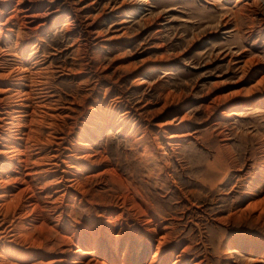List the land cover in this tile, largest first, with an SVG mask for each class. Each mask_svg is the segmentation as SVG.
<instances>
[{
    "label": "rangeland",
    "instance_id": "obj_1",
    "mask_svg": "<svg viewBox=\"0 0 264 264\" xmlns=\"http://www.w3.org/2000/svg\"><path fill=\"white\" fill-rule=\"evenodd\" d=\"M0 119V264H264V0H0Z\"/></svg>",
    "mask_w": 264,
    "mask_h": 264
},
{
    "label": "bare ground",
    "instance_id": "obj_2",
    "mask_svg": "<svg viewBox=\"0 0 264 264\" xmlns=\"http://www.w3.org/2000/svg\"><path fill=\"white\" fill-rule=\"evenodd\" d=\"M23 49V48H22ZM25 79H27V77H20V80H25ZM12 80V79H11ZM9 82V81H8ZM8 84V83H7ZM12 84V83H11ZM20 86H25V85H20ZM4 90H6L7 92L8 91H10L11 90V88L10 87H6V89H4ZM18 90V92L17 93H24V91H21L20 89H17ZM32 92H28V93H24V94H27V95H30ZM21 94V95H22ZM24 100H28V103H15V105H13L14 107H15V109H14V111L12 112V113H17V115L18 114H21L22 112H23V109H22V107L21 106H24V108H28L29 106H31V104H29V102L30 101H32L33 100V98L31 97V96H27V98H25ZM18 101V100H17ZM32 103V102H31ZM44 104V103H43ZM12 105V104H11ZM11 105H9V107L11 106ZM33 106V105H32ZM34 107V110H33V112L36 110L35 109V107L36 106H33ZM5 109V108H4ZM26 111V110H25ZM36 112V111H35ZM6 113H9V112H6ZM3 114H5V113H3ZM13 115V114H12ZM17 115H15L14 114V116L12 117V118H15V117H19V116H17ZM100 115V114H99ZM106 115V114H105ZM112 115V114H111ZM8 117V116H7ZM21 117V116H20ZM112 117V116H111ZM10 118H11V116H10ZM105 118V117H104ZM2 119H5V118H2ZM2 119H0V120H2ZM98 119H99V117H98ZM15 120H17V118L15 119ZM14 121V120H13ZM101 121H103V119L101 120ZM15 139V138H14ZM27 140V139H26ZM14 142L15 141H12V142H10L9 144H7L9 147H11V148H13L14 150H15V148H16V145H12V143L14 144ZM11 144V145H10ZM7 145H4V146H7ZM26 146V145H25ZM31 148V147H30ZM13 151V150H12ZM8 152V151H7ZM14 152V151H13ZM18 152V151H17ZM12 163V162H11ZM11 167V166H10ZM2 172H8V169L7 168H2L1 169V173ZM27 177V176H26ZM26 184H27V182H26ZM29 187L31 188V186H30V184H29ZM29 188V189H30ZM25 191V190H24ZM18 195H20V194H18ZM21 196V195H20ZM17 197V199L18 200H20L19 198H18V196H16ZM15 201V200H14ZM22 204V203H21ZM150 223V222H149ZM148 223V224H149ZM152 230V229H151ZM24 233V232H23ZM164 237V236H163ZM162 238V237H161ZM160 240V239H159ZM163 239H161V241H162ZM119 243V242H118ZM35 246V245H34ZM133 246V245H132ZM158 246H160V245H158ZM117 249V246H115L114 247V250H116ZM130 249H131V247L130 246H128V247H126V250H125V256H124V263H125V260H126V258H127V256H128V254L130 253ZM101 250H105L106 251V255H109L108 253H107V250H109V244L108 245H105V244H101V243H99V242H93V243H90V244H88L87 246H86V248L83 250L82 248H78L77 250H73L72 251V253L74 254V256L76 257L75 258V260H74V264H92L91 263V261L89 260L88 262H86L85 261V259L88 257V256H92V255H95V254H99V252L101 251ZM159 250V249H158ZM110 252V251H109ZM112 252V251H111ZM104 253V252H103ZM115 253V252H114ZM118 253V252H117ZM156 254V253H155ZM102 255V254H101ZM105 255V256H106ZM13 256V255H12ZM11 256V257H12ZM111 256V255H110ZM155 257H156V255H155ZM15 258V257H14ZM24 258V257H23ZM111 259V258H110ZM117 259V258H116ZM91 260H93V258L91 259ZM114 260V259H113ZM127 261V260H126ZM177 261V260H176ZM109 263V262H108ZM107 264V263H106ZM112 264H117L115 261H113L112 262Z\"/></svg>",
    "mask_w": 264,
    "mask_h": 264
}]
</instances>
